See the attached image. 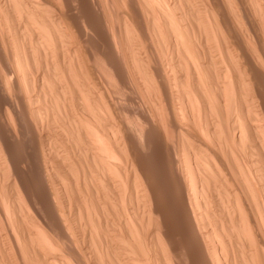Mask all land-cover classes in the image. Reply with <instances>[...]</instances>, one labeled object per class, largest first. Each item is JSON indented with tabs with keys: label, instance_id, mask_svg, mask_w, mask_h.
<instances>
[{
	"label": "bare ground",
	"instance_id": "obj_1",
	"mask_svg": "<svg viewBox=\"0 0 264 264\" xmlns=\"http://www.w3.org/2000/svg\"><path fill=\"white\" fill-rule=\"evenodd\" d=\"M0 264H264V0H0Z\"/></svg>",
	"mask_w": 264,
	"mask_h": 264
},
{
	"label": "rangeland",
	"instance_id": "obj_2",
	"mask_svg": "<svg viewBox=\"0 0 264 264\" xmlns=\"http://www.w3.org/2000/svg\"><path fill=\"white\" fill-rule=\"evenodd\" d=\"M148 146H149V145H147V147H145V148H148ZM150 147L152 148V146H151V145L149 146V148H148L149 150H148V149L145 150V148H144L145 151L143 150V151L145 152V153L143 152V155L145 154L144 157H145V159L148 158V160H150V158H153V154H152V151H151L152 149H150ZM146 152H147V153H146ZM148 152H149V153H148ZM150 152H151V153H150ZM150 154H151L152 156H151ZM146 156H147V157H146ZM169 216H170V218H171V217L173 218V212H172L171 210L169 211ZM172 218H171V219H172ZM175 223H176L175 221L170 222V228H171L172 230H174V231L177 229V224H175Z\"/></svg>",
	"mask_w": 264,
	"mask_h": 264
}]
</instances>
